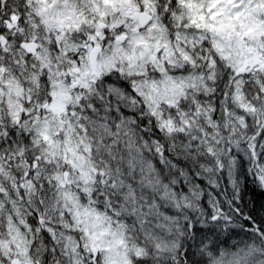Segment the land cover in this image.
<instances>
[{
	"label": "snow or ice",
	"instance_id": "1",
	"mask_svg": "<svg viewBox=\"0 0 264 264\" xmlns=\"http://www.w3.org/2000/svg\"><path fill=\"white\" fill-rule=\"evenodd\" d=\"M264 0H0V264H264Z\"/></svg>",
	"mask_w": 264,
	"mask_h": 264
},
{
	"label": "trees",
	"instance_id": "2",
	"mask_svg": "<svg viewBox=\"0 0 264 264\" xmlns=\"http://www.w3.org/2000/svg\"><path fill=\"white\" fill-rule=\"evenodd\" d=\"M250 195H255L258 201H264V194L257 192V193H250Z\"/></svg>",
	"mask_w": 264,
	"mask_h": 264
}]
</instances>
